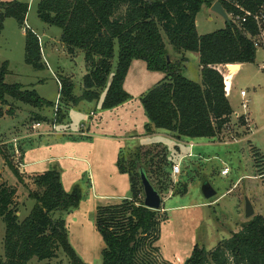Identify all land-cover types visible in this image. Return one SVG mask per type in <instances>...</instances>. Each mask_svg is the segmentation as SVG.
Masks as SVG:
<instances>
[{
  "label": "trees",
  "instance_id": "16d2710c",
  "mask_svg": "<svg viewBox=\"0 0 264 264\" xmlns=\"http://www.w3.org/2000/svg\"><path fill=\"white\" fill-rule=\"evenodd\" d=\"M214 1L231 16V24L200 36L195 18L202 7H211ZM27 12L26 3L0 0V34L4 21L14 19L24 30V62L41 71L46 66L37 35L26 28ZM246 12L252 16L264 13V0H39L37 3L38 19L60 29L59 40L68 53L79 50L84 55L87 74L82 78V92L74 96L71 80L61 78V104L91 103L99 100V91L104 90L102 110L121 106L130 98L123 88L130 65L141 60L147 70L163 74L140 97L147 119L145 132L164 130L177 139L190 140L214 139L231 121L233 111L226 97L225 78L217 68L232 70L237 64L254 63L257 52L254 43L260 40L264 24L260 29L252 16L244 22L234 20ZM161 31L174 52L198 54L200 83L186 78L179 64L170 61ZM113 60H116L114 67ZM181 60L186 62L185 58ZM7 74L8 63L0 62V117L7 98L38 110L54 107V102L44 100L34 90L21 84H6ZM60 109L55 118L58 124L64 119ZM7 114H13L11 107ZM239 119L244 124L243 117ZM35 120L50 123L43 116L37 115ZM255 150L256 155L260 154ZM122 155L120 151L116 166L120 174L128 176L130 198L98 206L94 215V226L103 243L101 264H155L159 252L155 245L160 239L161 223L167 217L160 218L159 211L143 206L138 169L145 172L163 200L168 191L164 183L171 182L170 163L165 154H156L153 157L157 161L151 165V158L150 165L144 166L136 153L126 167ZM0 156L17 182L25 185L22 172L3 147ZM32 182L36 190L30 191L28 198L34 205L22 221L13 208L16 188L0 183V220L5 226L0 264H28L32 258L50 261L58 251L69 264H86L68 242L65 221L54 216L77 209L81 189L74 186L66 192L56 168L33 175ZM186 193L187 185L183 184L175 196ZM182 264H264V217L254 215L211 250L195 244Z\"/></svg>",
  "mask_w": 264,
  "mask_h": 264
},
{
  "label": "rangeland",
  "instance_id": "374dc122",
  "mask_svg": "<svg viewBox=\"0 0 264 264\" xmlns=\"http://www.w3.org/2000/svg\"><path fill=\"white\" fill-rule=\"evenodd\" d=\"M2 1H20L28 4L25 25L40 38L43 62L49 58L48 51L54 52L49 58L52 66L50 69L44 62L46 67L43 70H34L24 62V30L14 19H6L0 34V62L8 63L5 83L21 84L28 90L36 91L44 100L55 102L59 95L60 79L68 78L74 85L73 95L80 96L83 88L82 78L87 74L83 52L75 50L73 54L68 53L66 46L59 41L60 29L38 19L39 0ZM214 2H211L212 5ZM210 8L205 5L195 18L196 32L200 36L221 30L226 25L223 18ZM228 18L231 20V16ZM160 33L170 61L179 64L181 73L186 78L200 83L198 54L174 52L163 31ZM259 41L260 48L257 49L255 63L245 65L232 77L233 93L229 96V101L234 113L230 123L214 139H185L194 146H186L180 152L178 147L173 146V134L158 130L153 131L151 134L158 133L152 136L143 129L140 133L147 136L134 141L125 140L122 143L121 151L126 167L136 153H139V161L144 166L150 165L151 158V165L156 162L157 159L153 157L156 154H165L170 163L168 173L171 182L164 183L168 191L164 193L158 213L160 218L167 217V220L161 223L160 239L155 245L159 249L155 264H182L195 244L211 250L219 241L228 239L230 233L238 231L247 221L244 218L245 197L250 200L254 215L264 217L263 35ZM48 47L51 49L48 50ZM182 58H185L186 62L182 61ZM115 64L116 60H113V67ZM237 68L238 66H235L229 71L218 67L223 75L229 76L236 72ZM162 77L161 73L147 70L141 60H134L130 65L123 85L130 98L119 107L122 110L126 108L134 111L132 118L137 129L139 126L142 128L143 122H147L140 97ZM241 89L247 92L243 101L239 96ZM99 94V100L91 103L84 101L77 106L59 102L58 108H61V113L64 114L61 124L56 120L53 122L55 107L38 110L11 99L6 105L13 109V114H7V106H2L3 116L0 117V147H3L19 167L25 180V185L19 184L0 156V183L16 188L13 208L17 211L19 221L28 215L34 205L28 198L29 192L36 190L32 176L56 168L66 192H70L74 186L81 189L82 199L78 208L54 216H60L65 221L68 242L86 264H101L103 243L94 226L96 208L130 198L128 176L120 174L116 164L111 162L113 153L116 155L113 150L114 140L95 138L96 135L92 134L101 132L109 137L125 135V128L121 124L123 120L119 116L122 113H114L113 109L102 110L100 103L104 90L99 91ZM242 103H245L246 108L242 107ZM102 112L107 113L101 115ZM243 113L254 116L251 134L245 127L244 119V124L239 119ZM37 115L48 118L50 123L40 121L42 127L33 129L32 126L37 123ZM140 120L142 122L138 124ZM86 125L92 135L86 140L70 141L69 146L58 143L86 137ZM128 135L137 137L138 130L131 131ZM138 147L140 149H137ZM253 148L260 154L256 155ZM175 164L180 168L177 175L172 173V166ZM225 167L229 169V173L221 176L220 172ZM204 183H208L216 192L213 198L205 199L202 195L201 187ZM183 184L187 185V193L184 196H175ZM4 231V223L0 220V259L3 258ZM46 263L69 264L61 251L50 261L32 258L28 262Z\"/></svg>",
  "mask_w": 264,
  "mask_h": 264
},
{
  "label": "crops",
  "instance_id": "0c3cea01",
  "mask_svg": "<svg viewBox=\"0 0 264 264\" xmlns=\"http://www.w3.org/2000/svg\"><path fill=\"white\" fill-rule=\"evenodd\" d=\"M211 20V18H209V21ZM38 37V36H37ZM60 38V37H59ZM38 39H39V43H40V47H41V54H42V45H41V42H40V38L38 37ZM60 41V40H59ZM61 43V42H60ZM51 48H49L48 47V50H50ZM52 54H54V52L52 51V52H50V51H48V55H49V58H50V56L52 55ZM42 57H43V55H42ZM49 58H48V60L46 61V60H44V62H46V64H47V68H49L50 69V66H51V63H50V60H49ZM43 59V58H42ZM255 60H256V58H255ZM254 63H255V61H254ZM245 65H250V64H237V65H235V66H238V70L237 69H235V70H237L236 72H234L231 76H230V90H228V92H227V94H226V97H227V99H228V101H229V96L233 93V83H232V77L238 72V71H240V69H242V67H244ZM235 66H233L232 68H234ZM52 67V66H51ZM262 70H264V65H262ZM254 88V87H253ZM242 91H244V89H241L240 91H239V96H240V93L242 92ZM247 97V92H245V96L244 97H241L240 96V99H241V101H243V98H246ZM9 99L10 98H7L6 100H7V102H9ZM249 102H250V100H249ZM229 104H230V101H229ZM100 105H101V103H100ZM230 106H231V104H230ZM121 107V106H120ZM120 107H117V108H115V109H113L112 111H115L114 113H122L121 115H119V116H121L122 117V122H121V124L124 126V128H125V130L123 131L124 133H125V135L124 136H116V135H110L111 137H109V136H107V135H104V134H102L101 132L99 133L98 131L99 130H96L98 133H96V132H94V133H92L93 135H96L95 136V138H97V137H101V138H105V140L106 139H110V140H114V148H113V150L116 152V155H115V153H113V155H112V159H111V162L112 163H114V164H116V162H117V158H118V154H119V152L122 150V148H123V145H122V143H123V141H125V140H131V141H134L135 139H137V138H139V137H144V136H147L146 134H142V132L140 133V131H142L143 129H144V126H145V124H146V122H143L142 123V128H141V126H139V128L137 129L136 128V123H135V121H133V112L134 111H132L131 109H121ZM123 107H125V106H123ZM231 108H232V111H233V113H234V109H233V107L231 106ZM121 109V110H120ZM9 110V106H7V107H5V111L7 112ZM103 113L104 114H106L105 112H102V114L101 115H103ZM114 115H118V114H114ZM2 116H3V114H2ZM234 116H239L238 114H234ZM240 117H243V119H244V121H245V123H246V125H245V127L246 128H248L249 129V133L251 134V127H252V122H253V119H254V116L253 115H249V113H243L242 115H240ZM141 120H140V122L138 123V124H141ZM86 129H87V133H86V137H79L78 139H76V140H68V141H58V143H62V144H65V145H67V146H69V145H71L70 144V141L72 142V141H84V140H86L87 138H89L90 136H92L91 135V133H90V128H89V126H87L86 125ZM135 130H138V135H137V137H134V136H130V135H128V134H130V132L131 131H135ZM154 131H158V130H154ZM158 133V132H157ZM156 132L155 133H153V134H151L152 136L153 135H155V134H157ZM169 134H171V133H169ZM151 135H148V136H151ZM172 138V137H171ZM172 139H175L174 141V147H178L179 148V150H180V152L182 151V148H184V147H186V146H189V145H191V146H194V144L192 143V142H189V141H186L184 138H181V139H177V138H172ZM158 143H160V142H158ZM163 144V143H162ZM172 146V147H173ZM82 158H84L83 156H82ZM183 159V158H182ZM100 160V162H102L101 161V159H99ZM99 160H98V163L100 164V162H99ZM103 161H105V159L103 158L102 159ZM116 168H117V166H116ZM118 171V170H117ZM119 203V202H118ZM189 256V255H188Z\"/></svg>",
  "mask_w": 264,
  "mask_h": 264
},
{
  "label": "water",
  "instance_id": "95a60500",
  "mask_svg": "<svg viewBox=\"0 0 264 264\" xmlns=\"http://www.w3.org/2000/svg\"><path fill=\"white\" fill-rule=\"evenodd\" d=\"M211 11L214 12L216 15L223 18L226 25H230V19L228 18V15L224 12L222 9L220 3L218 1L214 2V4L211 6ZM168 60V59H167ZM139 178L141 181V185L143 188V206L154 210L159 211L162 206V197L160 194L153 188L151 183L146 177L145 172L139 168L138 169ZM202 195L205 199H211L216 195V192L212 189V187L208 183H204L201 187ZM254 216V209L252 207V204L250 200L245 197L244 198V218L247 220H250Z\"/></svg>",
  "mask_w": 264,
  "mask_h": 264
},
{
  "label": "built area",
  "instance_id": "2783aa9c",
  "mask_svg": "<svg viewBox=\"0 0 264 264\" xmlns=\"http://www.w3.org/2000/svg\"><path fill=\"white\" fill-rule=\"evenodd\" d=\"M252 15H250V13L246 12L243 16H236L234 17V20L235 21H242L244 22L245 19L247 17H251ZM253 19L255 20L256 24L258 25V27L261 29L263 24H264V13H258L256 15H253L252 16ZM262 31V30H261ZM264 36V31L261 32L260 34V37L261 36ZM254 46L258 49L260 48V41L256 40L255 43H254ZM218 69V68H217ZM219 70V69H218ZM220 72V71H219ZM221 73V72H220ZM222 74V73H221ZM223 75V74H222ZM223 77L225 78V91H226V94L228 92V90H230V76L229 74L228 75H223ZM240 96L241 97H244L245 96V91H242L240 93ZM58 105H59V95L57 96V100L54 102V107H55V112H54V116L56 118V113H57V110H58ZM242 107L243 108H246V105L245 103H242ZM56 119H54L53 122H55ZM46 124H49V123H46ZM54 126V124H53ZM33 129H39L40 127H42V124L40 122H37L35 123L33 126ZM180 172V168H179V165L175 164L172 166V173L174 175H177L178 173ZM229 173V169L227 167L223 168L220 172V175L221 176H226L227 174Z\"/></svg>",
  "mask_w": 264,
  "mask_h": 264
},
{
  "label": "bare ground",
  "instance_id": "6f19581e",
  "mask_svg": "<svg viewBox=\"0 0 264 264\" xmlns=\"http://www.w3.org/2000/svg\"><path fill=\"white\" fill-rule=\"evenodd\" d=\"M223 67V66H222ZM234 68H232V70H233ZM229 71H231V70H229Z\"/></svg>",
  "mask_w": 264,
  "mask_h": 264
}]
</instances>
